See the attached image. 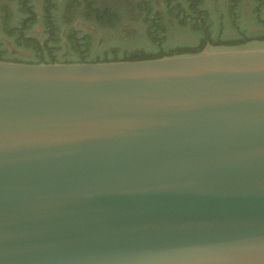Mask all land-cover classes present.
Instances as JSON below:
<instances>
[{
	"label": "water",
	"instance_id": "water-1",
	"mask_svg": "<svg viewBox=\"0 0 264 264\" xmlns=\"http://www.w3.org/2000/svg\"><path fill=\"white\" fill-rule=\"evenodd\" d=\"M0 264H264V40L0 61Z\"/></svg>",
	"mask_w": 264,
	"mask_h": 264
},
{
	"label": "trees",
	"instance_id": "trees-1",
	"mask_svg": "<svg viewBox=\"0 0 264 264\" xmlns=\"http://www.w3.org/2000/svg\"><path fill=\"white\" fill-rule=\"evenodd\" d=\"M16 3V9L4 5L0 10V61L17 64L39 65V64H100L112 62H139L161 59L163 57L195 54L202 51L207 44L212 46H237L251 41L264 40V0H257L253 12L257 16L253 20L246 16L244 11L239 13V0H232L233 28L239 34L235 39L225 36L226 28L223 23H219L218 32H215L214 22H209L208 10H201V0H168L165 6L156 7L150 3L142 4L136 11L131 7L127 20L132 22L142 21L148 25L149 37L157 44L159 50L145 52L138 50L123 52L120 48L113 46L112 53L104 52L102 55L92 56L95 36L92 33L81 31L71 24L72 15L76 12L81 0H68L66 9L60 12L59 0H44L37 3L36 0H11ZM181 1H185L182 3ZM87 3V17L96 18L98 23L115 26L117 22H122L124 14L118 6L106 4L100 6L96 0H85ZM184 4L188 5L187 7ZM176 16L180 27H186L191 22L195 31L201 32V37L195 45L181 44L174 49H165L163 42L167 36V30L172 26L165 17ZM248 21L245 26L241 20ZM192 20V21H191ZM41 25L39 34H32L36 25ZM66 25V26H65ZM257 27L259 32L252 33L251 29ZM7 36H5L6 34ZM141 31H129L120 41L129 44L142 37ZM203 34V35H202ZM5 38H13L17 48L24 50L31 49L39 56L26 58L10 52L4 47ZM63 41H66V48L73 55L60 57L57 52L64 50ZM108 40H103L100 44ZM99 47V49L101 48ZM134 48V47H132Z\"/></svg>",
	"mask_w": 264,
	"mask_h": 264
},
{
	"label": "rangeland",
	"instance_id": "rangeland-1",
	"mask_svg": "<svg viewBox=\"0 0 264 264\" xmlns=\"http://www.w3.org/2000/svg\"><path fill=\"white\" fill-rule=\"evenodd\" d=\"M68 0H59L60 4V12H63L66 9V2ZM100 6H104L106 4H113L118 6L119 10H122V14H124L123 21L117 22L115 26L109 27L108 25L102 26V24L98 23L97 19L87 17L86 7L87 3L85 0H81L76 12L72 15L73 19L71 24L81 31L92 33L95 36V43L93 52H91L92 56L102 55L104 52L112 53L113 46L120 48L123 52L125 51H135L138 52L145 51H156L159 50V44L155 43L148 34V25L144 24L142 21H130L127 20L126 16L132 7L135 11L139 9V6L142 4H152L156 7H164L168 0H96ZM179 1V0H175ZM37 3H43L44 0H36ZM185 3V1H181ZM201 10H208V19L209 22H214L215 32H218L219 23H223L226 30L225 36L229 39H235L237 31L233 28V16H232V0H201ZM4 5L11 6L16 9V3L11 0H0V10ZM185 7L188 5L184 4ZM258 6L257 0H239V13L244 11L246 16L249 13L251 18L254 20L257 16L255 12H253L254 8ZM264 17V12H263ZM165 17L168 19V23L172 26L169 30H167L165 40L163 42V46L165 49H174L178 45L188 44L195 45L198 39L201 37L200 31H195L191 22L187 24L186 27H180L178 20H176V16H171V19L168 18L167 13H165ZM192 21V20H191ZM242 25L245 26L248 21L244 20L243 16ZM66 26V25H65ZM257 27H253L251 29L252 33L259 32ZM139 30L143 32L142 37L136 39V41L130 42L129 44H123L120 41L123 39L124 35L129 31ZM41 32V25H36L33 29L32 34H39ZM6 34V33H5ZM203 35V34H202ZM7 36V34L5 35ZM4 36V47L10 52V54H16L18 56L31 58L35 57L37 53L31 49L24 50L21 48H17L14 43L13 38H5ZM103 40H108L100 46ZM62 46L64 50H59L57 54L60 57H64L65 55L71 56L73 53L66 48V41H63ZM99 47H101L99 49ZM134 47V48H132ZM39 56V55H37Z\"/></svg>",
	"mask_w": 264,
	"mask_h": 264
}]
</instances>
